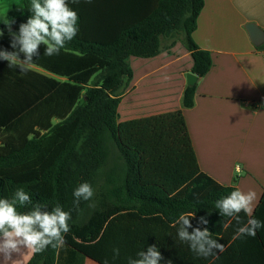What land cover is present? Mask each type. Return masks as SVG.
I'll use <instances>...</instances> for the list:
<instances>
[{
    "label": "trees",
    "instance_id": "16d2710c",
    "mask_svg": "<svg viewBox=\"0 0 264 264\" xmlns=\"http://www.w3.org/2000/svg\"><path fill=\"white\" fill-rule=\"evenodd\" d=\"M22 2L20 15L8 21L17 34L31 15V0ZM67 2L79 15V30L52 62L55 70L69 62L85 88V97L71 113L51 126L43 124L48 114L42 110L36 112L38 117L25 118L31 111L26 106L38 94L33 82L48 90L49 77L13 67L20 76L16 79L1 76L0 70V169L15 171V177L0 178V199L5 190L11 198L23 188L32 203L18 211L27 212L37 204L50 211L59 204L71 213L65 246L35 252L27 264H83L85 257L98 264L105 259L108 264H128L149 245L159 249L160 264H264V228L254 238H234L238 227L234 220L223 228L230 218L220 215L215 202L237 187L224 186L201 170L182 111L138 125H119L117 120L121 97L132 78L130 57H155L182 37L192 54V72L202 77L210 70L211 53L192 38L205 1ZM0 31L8 37L9 26L0 21ZM7 37L0 41V49L11 48ZM44 50L41 45L34 59L49 68L51 56ZM0 65L10 69L7 61ZM195 92V85L186 87L185 108L193 107ZM65 125L72 129L66 137L60 133ZM54 135L56 141L44 148ZM84 182L91 184L94 196L77 205L73 191ZM188 212L195 213L193 227L200 217L208 220L212 237L225 247L218 258L198 257L177 238L172 225ZM240 216L246 223L248 217L243 212ZM253 216L264 221V193ZM114 248L119 249L115 259Z\"/></svg>",
    "mask_w": 264,
    "mask_h": 264
},
{
    "label": "crops",
    "instance_id": "0c3cea01",
    "mask_svg": "<svg viewBox=\"0 0 264 264\" xmlns=\"http://www.w3.org/2000/svg\"><path fill=\"white\" fill-rule=\"evenodd\" d=\"M204 1L192 38L211 53L212 66L198 76L193 107L183 105L193 58L177 42L155 57L129 58L132 78L117 120L138 125L182 111L201 170L224 186L254 190L255 211L264 193V0ZM251 23L260 31L256 41L246 28ZM23 251L27 264L34 252Z\"/></svg>",
    "mask_w": 264,
    "mask_h": 264
},
{
    "label": "clouds",
    "instance_id": "9594fccd",
    "mask_svg": "<svg viewBox=\"0 0 264 264\" xmlns=\"http://www.w3.org/2000/svg\"><path fill=\"white\" fill-rule=\"evenodd\" d=\"M75 2V0H73ZM91 2V0H88ZM31 15L26 23H21L18 34L12 32L10 23V46L13 51H0V59L8 61V67H16L21 72L27 71L34 60L40 55L39 48L44 46V55H58L65 45L78 34L79 15L72 9L67 0H31ZM0 36L3 32L0 31ZM23 54V59H21ZM74 203L80 200H90L94 196L91 184L84 182L73 191ZM258 202L254 190L243 191L239 188L229 195L218 199L215 207L220 215L230 220L223 224L226 230L231 226L232 220L238 227L234 238L244 236L255 237L257 230L264 228V221L253 216L254 206ZM32 203L31 196L23 189L17 188L11 198L0 199V259L2 264H23V249L31 252H42L49 246L62 248L66 244L65 234L70 231L69 220L71 213L63 210L57 204L50 211H42L39 204L27 212L18 211ZM243 212L248 217L246 223L240 216ZM195 218L194 212L182 213L172 225L177 228V238L186 243L196 256L207 259L218 258V253L225 251L223 244L212 237L211 231L206 227L208 220L200 217L198 226L193 227L191 220ZM199 225H204L201 228ZM189 229H192L189 231ZM19 259H13V254ZM119 256V249H113V258ZM163 259L156 245H149L146 250L136 253V258H129L128 264H160ZM104 264H108L105 259ZM171 264V261L168 262Z\"/></svg>",
    "mask_w": 264,
    "mask_h": 264
},
{
    "label": "rangeland",
    "instance_id": "374dc122",
    "mask_svg": "<svg viewBox=\"0 0 264 264\" xmlns=\"http://www.w3.org/2000/svg\"><path fill=\"white\" fill-rule=\"evenodd\" d=\"M22 8H23L22 0H0V21L4 23H8L10 18L11 19L17 18L20 15ZM6 37L7 36L3 34V36H0V41H3L4 38ZM181 38H179L177 42L183 44ZM10 40L11 37L10 35H8L6 42H10ZM4 50H7L8 52L13 51V49L11 48L0 49V51H4ZM66 53L74 56H79V54L75 52L68 51ZM20 58L21 59L24 58L23 54H21ZM53 59H54V55L50 57L49 68L46 65L42 64L41 62H37L34 59L35 62L44 66L42 67L41 65H38L37 63L34 62L32 63L34 72L49 77V84H48L49 89L47 90L44 86H41L33 82V86L38 90V94L33 96L32 101L29 102L28 105L26 106L27 108H30L31 110L30 113L25 114V118H29L31 116L36 117L37 116L36 112L41 113L42 110L44 114H48L45 115V118H43V124H46L48 122L50 126L66 118L74 109L78 101L85 97L84 96L85 88L77 82L79 79V76L77 75L79 74H76V69L71 66H68L69 62H67L66 66L65 65L64 67L60 66L59 70H55L53 68L54 67L53 64H55L54 62H52ZM4 62H6V60L0 59V63H4ZM0 70L3 72L1 76H5L6 74L9 77H13L16 79L20 78L19 75L13 73V67L7 69L2 65H0ZM30 70H32V68ZM49 90L51 92H49ZM42 96L44 97L43 100H42ZM31 104H34L33 108L31 107ZM61 129H60V133L61 135H65V137L67 136L68 132L72 131L71 127L68 125L62 126ZM34 133L29 134V136L33 137L32 135H34ZM56 138L57 135L51 136L48 139V141L45 143L44 148L48 149L49 147L47 146H49L51 141L54 143L56 141ZM45 152H46L45 149H43V152L39 156L40 157L43 156ZM14 172H15L14 170L0 169V178L6 176V174L8 176L12 175L13 177H15ZM18 180L23 181V179H18ZM4 193H5L4 198H8L9 196L8 191L5 190Z\"/></svg>",
    "mask_w": 264,
    "mask_h": 264
},
{
    "label": "water",
    "instance_id": "95a60500",
    "mask_svg": "<svg viewBox=\"0 0 264 264\" xmlns=\"http://www.w3.org/2000/svg\"><path fill=\"white\" fill-rule=\"evenodd\" d=\"M251 38L256 41L257 37L260 35L259 29L255 26V24H248L246 26ZM198 76L194 73L189 72L187 74V84L188 86H194L197 82Z\"/></svg>",
    "mask_w": 264,
    "mask_h": 264
}]
</instances>
